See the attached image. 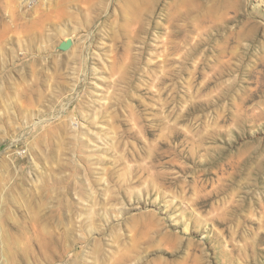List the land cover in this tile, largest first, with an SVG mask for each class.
Here are the masks:
<instances>
[{"label": "rangeland", "instance_id": "374dc122", "mask_svg": "<svg viewBox=\"0 0 264 264\" xmlns=\"http://www.w3.org/2000/svg\"><path fill=\"white\" fill-rule=\"evenodd\" d=\"M0 264H264V0H0Z\"/></svg>", "mask_w": 264, "mask_h": 264}, {"label": "water", "instance_id": "95a60500", "mask_svg": "<svg viewBox=\"0 0 264 264\" xmlns=\"http://www.w3.org/2000/svg\"><path fill=\"white\" fill-rule=\"evenodd\" d=\"M70 45H71V42H70L69 40H67L66 42H64V43L62 44V47H64V48H68V47H70Z\"/></svg>", "mask_w": 264, "mask_h": 264}]
</instances>
